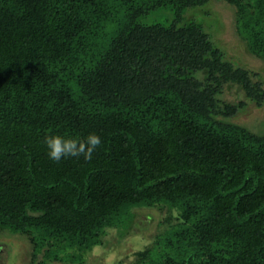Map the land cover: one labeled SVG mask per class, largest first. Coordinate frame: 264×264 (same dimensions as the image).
Returning <instances> with one entry per match:
<instances>
[{
  "label": "trees",
  "instance_id": "trees-1",
  "mask_svg": "<svg viewBox=\"0 0 264 264\" xmlns=\"http://www.w3.org/2000/svg\"><path fill=\"white\" fill-rule=\"evenodd\" d=\"M221 17L264 63V0H0V232L29 264H84L151 221L113 264H264V118L236 120L264 79L214 39ZM88 134L90 162L49 158L46 136Z\"/></svg>",
  "mask_w": 264,
  "mask_h": 264
},
{
  "label": "rangeland",
  "instance_id": "rangeland-1",
  "mask_svg": "<svg viewBox=\"0 0 264 264\" xmlns=\"http://www.w3.org/2000/svg\"><path fill=\"white\" fill-rule=\"evenodd\" d=\"M215 26L212 28L213 37L220 41V44L224 47L228 55H232L234 60L239 63H245L252 69L259 67L260 74L264 79V63L259 60H255L249 52L245 49V46L241 43L237 37H235L229 30V19L221 17L215 22ZM223 98L227 100H236L238 96L242 95L241 91H236L235 86L226 87ZM264 118V107L258 108L253 102H249L244 109L240 111L236 120L243 124H246L249 128L255 127L259 119ZM147 209H142L139 211V218H144V211ZM157 212V211H156ZM146 222H139L138 225L141 226ZM156 222H150L148 228H143V231H137L136 233L126 235L122 237L123 233L127 231L128 227H122L120 230L115 231L114 228L109 229L106 237L108 238V244L105 246L96 245L94 246L86 256L84 264H113L117 259H125L126 261L132 257V252L136 249L142 248L145 244L150 242L151 233L156 230ZM115 237V238H114ZM7 240H15L16 242L22 244L24 247L25 239L19 233L10 232H0V241L6 242ZM116 240L120 241L115 243ZM7 250L15 253L17 248L14 244H10ZM4 252V248L0 250V253ZM26 257V256H25ZM77 264V262H74ZM52 264H70L66 261H54ZM83 264V263H82Z\"/></svg>",
  "mask_w": 264,
  "mask_h": 264
},
{
  "label": "clouds",
  "instance_id": "clouds-1",
  "mask_svg": "<svg viewBox=\"0 0 264 264\" xmlns=\"http://www.w3.org/2000/svg\"><path fill=\"white\" fill-rule=\"evenodd\" d=\"M50 159L59 162L62 158L83 157L90 162L93 153L101 145V140L96 134H88L83 140L66 138L60 135H49L44 138Z\"/></svg>",
  "mask_w": 264,
  "mask_h": 264
},
{
  "label": "flooded vegetation",
  "instance_id": "flooded-vegetation-1",
  "mask_svg": "<svg viewBox=\"0 0 264 264\" xmlns=\"http://www.w3.org/2000/svg\"><path fill=\"white\" fill-rule=\"evenodd\" d=\"M21 236L25 239L24 247L15 240L0 241V250L4 248V252L0 253V264H29L32 257V243L27 236L23 234ZM9 243L16 246L17 251L15 253L7 250ZM108 245L111 246L110 244Z\"/></svg>",
  "mask_w": 264,
  "mask_h": 264
}]
</instances>
